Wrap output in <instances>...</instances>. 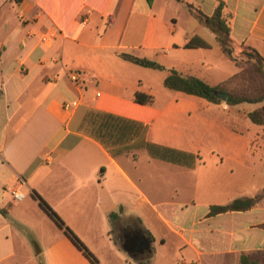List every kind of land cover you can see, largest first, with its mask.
Listing matches in <instances>:
<instances>
[{"label":"crops","instance_id":"1","mask_svg":"<svg viewBox=\"0 0 264 264\" xmlns=\"http://www.w3.org/2000/svg\"><path fill=\"white\" fill-rule=\"evenodd\" d=\"M163 1L0 0V264H94L33 192L98 264H153L156 246L172 251L160 264H239L264 249V198L209 215L264 190V148L237 123L249 111L171 90L167 71L120 57L213 86L239 72L195 14L181 25ZM220 2L236 52L264 57V0L181 3L211 15Z\"/></svg>","mask_w":264,"mask_h":264},{"label":"trees","instance_id":"2","mask_svg":"<svg viewBox=\"0 0 264 264\" xmlns=\"http://www.w3.org/2000/svg\"><path fill=\"white\" fill-rule=\"evenodd\" d=\"M183 2L184 0H176ZM189 10L195 14L199 20L213 31L221 46L222 51L239 68V72L224 84L213 86L207 81L196 76H185L175 68H166L163 65L147 58L137 57L129 53H120V57L134 64L167 71L164 85L174 91H180L189 95H194L206 99L212 103H221L217 92L228 94L226 103L235 106L242 103H257L259 107L247 113L251 122L258 126H264V57L261 53L250 46H241V50L236 52V47L230 38V24L228 16L224 12V4L220 2L215 11L208 15L192 4L187 3ZM188 48L207 47L203 41L191 40L187 44ZM239 59L241 60L239 62ZM244 64L245 67H242ZM228 85H235L233 89H227ZM134 100L139 103H152L153 96L136 93ZM40 205L54 219V221L64 229L67 236L80 248L84 254L94 263L97 259L84 246L82 241L65 225L55 211L46 204L35 192ZM264 198V190L253 197H239L224 205H212L209 215H217L230 211H246L255 207ZM239 264H264V249L243 252L240 256Z\"/></svg>","mask_w":264,"mask_h":264},{"label":"rangeland","instance_id":"3","mask_svg":"<svg viewBox=\"0 0 264 264\" xmlns=\"http://www.w3.org/2000/svg\"><path fill=\"white\" fill-rule=\"evenodd\" d=\"M164 4L163 0H158V3ZM171 10L170 13L175 12L176 13V17L179 19V23L185 24V21H189L190 19V13L193 14L189 9L187 10L185 8V6L181 3L178 2L176 0H171ZM158 5H156L157 7ZM169 12V11H168ZM196 58V56H195ZM241 60L239 59V62ZM242 67H245L244 64H241ZM235 85H228L227 89H233ZM260 104L257 103H242L241 105L232 107V109H236V110H240V111H253L255 109H257L259 107ZM233 109V110H234ZM237 115V114H236ZM238 124L240 123V127L242 129H247V132L250 134V138L252 140V144H254L255 148L259 149V147H263L264 148V126H258L255 125L251 122V120L248 118V116H242L240 120H238L237 122ZM258 134L261 137H258ZM255 162V161H254ZM256 163L257 167H260V163ZM171 246V245H169ZM157 248V253L153 259V264H160V263H166V260L170 257V254L172 253V251L170 250V248H160L159 246H156Z\"/></svg>","mask_w":264,"mask_h":264},{"label":"built area","instance_id":"4","mask_svg":"<svg viewBox=\"0 0 264 264\" xmlns=\"http://www.w3.org/2000/svg\"><path fill=\"white\" fill-rule=\"evenodd\" d=\"M43 40L46 41V38H43ZM70 79L72 81H77L79 79V74L78 73L70 74ZM13 197L16 200H22L24 198V194H22L21 192L13 191Z\"/></svg>","mask_w":264,"mask_h":264},{"label":"water","instance_id":"5","mask_svg":"<svg viewBox=\"0 0 264 264\" xmlns=\"http://www.w3.org/2000/svg\"><path fill=\"white\" fill-rule=\"evenodd\" d=\"M217 96L220 98V100L226 102L228 98V94L225 92H217Z\"/></svg>","mask_w":264,"mask_h":264},{"label":"flooded vegetation","instance_id":"6","mask_svg":"<svg viewBox=\"0 0 264 264\" xmlns=\"http://www.w3.org/2000/svg\"><path fill=\"white\" fill-rule=\"evenodd\" d=\"M141 244H142V243H141ZM143 247H144V246H131L132 249H136V248H138V249H137L138 251H142V250H143Z\"/></svg>","mask_w":264,"mask_h":264}]
</instances>
